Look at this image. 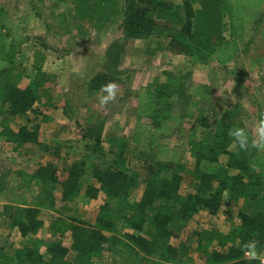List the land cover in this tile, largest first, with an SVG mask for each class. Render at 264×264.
I'll return each mask as SVG.
<instances>
[{
  "label": "trees",
  "instance_id": "obj_1",
  "mask_svg": "<svg viewBox=\"0 0 264 264\" xmlns=\"http://www.w3.org/2000/svg\"><path fill=\"white\" fill-rule=\"evenodd\" d=\"M191 1L179 5L169 0H74L77 22L93 24L100 18L101 28L112 17L122 16L123 40L111 43L100 58L101 69L86 85L95 93L116 81L125 90V98L136 99L137 121L129 135H108L107 142L115 148L106 150L104 120L87 106L85 125L80 124L85 153L64 180L59 179L56 164L62 146L40 141L39 124L30 117L36 103L52 106L53 88L48 83L53 76L42 68L46 52L34 59L33 80L20 87L25 69L17 59L29 37L20 31L22 16L10 18L0 4V61L6 63L0 70V138L15 153H22L29 144L49 153V160L32 172L14 170L0 177V195L8 198L0 216L25 238L12 252L0 247V264H98L106 254L111 259L107 264H193L190 250L203 258L201 264H259L244 256L242 246L255 239L258 250L264 247V154L240 151L228 135L234 126L251 132L255 121L240 105L221 106L213 99V87L193 80L189 69L235 58L240 46L234 39L242 36L244 21L231 7L224 8L229 11L233 40L215 45L212 38L226 23L221 6L230 1L204 3L202 10L194 9ZM165 28L170 31L169 48L185 54L187 61L165 71V81L156 78L134 91L135 70L121 67L125 41L149 38ZM16 117L26 123L14 129L11 123ZM187 122L190 127L185 134ZM198 126L203 128L201 137L196 136ZM176 136L187 137L193 168L168 144ZM136 154L139 168L132 166L130 155ZM250 163L258 171H252ZM190 170L194 189L187 193L183 184ZM141 183L144 188L134 197ZM100 193L105 199L94 223L71 213L70 204L77 197L95 199ZM222 204L230 211L236 208L239 223L225 231L216 226L194 228L190 245L174 244L191 221L197 223V214L217 215ZM43 213L53 218L45 221ZM232 215L228 220L232 221ZM43 227L47 237H36ZM65 237L69 246L61 241Z\"/></svg>",
  "mask_w": 264,
  "mask_h": 264
},
{
  "label": "rangeland",
  "instance_id": "obj_2",
  "mask_svg": "<svg viewBox=\"0 0 264 264\" xmlns=\"http://www.w3.org/2000/svg\"><path fill=\"white\" fill-rule=\"evenodd\" d=\"M253 1L255 2L256 0ZM123 3L122 1V6ZM0 4L10 18L14 19L16 15L22 16L20 31L29 37V41L22 44L21 54L17 59L19 64L25 69L20 83L22 87H26L37 74L36 69L33 68L36 55H40L43 51L46 52V59L42 68L46 73L53 76V81L50 80L51 83L49 82L48 85L53 88L52 105L54 106L44 107L43 102L36 103L34 105L36 112H31L30 117L33 119V124L39 123L40 141L45 143L56 142L62 146L61 156L56 161V164L58 166L59 179L64 180L72 164L85 153L83 144L80 141V124L85 125V117L88 114L87 106L99 113L104 120L105 129L103 135L105 140L103 147L106 150L115 148L111 143L107 142L108 135L114 133L129 135L136 125L137 116L133 106L136 99L125 98V90L123 88L120 87L115 102L101 108L97 100L100 90L92 93L86 85L90 78L101 69L102 61L100 58L107 53L111 43L123 39V31L120 28L122 16L112 17L109 20L111 21L109 24V21H107L99 28L100 18H97L93 24L76 21L74 0H43L41 2L38 0H0ZM256 39H260V37H256ZM155 43L156 41H134L132 39L125 41L126 46L121 54V67L135 70L132 84L134 91H138L155 78L164 81L166 79L164 71L174 69L175 65L180 62L178 56H172L169 53H158L152 50L155 48ZM255 44L261 45L255 41L249 50V54L260 52V46L256 47ZM238 66H240L238 71L241 72L242 65L238 64ZM2 67L4 66L0 62V69ZM198 67H189L192 75L198 73V75L201 74L203 76V74L208 75V73L213 71L211 67ZM205 70L207 71L205 72ZM229 91V88L224 85L218 90L217 95H214V98H218V103L221 106H225L229 102L235 103L237 101L239 103V100L244 103L242 101L245 100L244 94L230 95ZM64 110H67L65 113H69L72 118L64 115ZM25 121L26 119L17 118L11 125L15 129L26 123ZM30 126L32 125L29 124ZM184 127V133L188 134L189 122ZM197 129L196 136L201 137L203 128L198 126ZM186 139L187 137L176 136L167 142L179 151V156L188 164L189 168H193L194 158L188 151ZM130 156L133 157L132 166L139 168L138 155ZM224 159L225 157H222V160ZM47 160H49V153L38 145L29 144L22 153H15L0 138V177L5 174H11L14 170L23 169L27 172H32L39 166V163H45ZM191 171L185 173V184L183 185H185L184 191L187 193L194 189L195 178ZM144 173L145 171L142 174ZM143 188L144 184L141 183L133 191V196L137 197ZM57 193L61 196L60 187L57 189ZM104 199L103 194H100L95 199H86L81 195L70 204L72 207L71 213L78 217L79 220L92 224L96 220L99 207ZM7 200L8 198L5 195H0V212L2 205ZM231 212H233L232 221L228 220ZM236 214V208L230 211L225 204H222L217 215L202 211L195 217L197 223L191 221L174 240V244L179 246L183 243H188L190 245V240H192L191 232L194 228L216 226L223 231L228 230L233 224L240 222ZM52 216L53 214L43 213L42 219L46 217L45 221H49L53 218ZM47 235L44 227L36 233V237L39 238H46ZM24 240L25 238L20 236V232L16 228H9L0 216V247L5 246L6 251L12 252L20 247ZM61 241L65 245H70V241L66 237L62 238ZM189 256L192 258L191 262L193 264L203 263V258L194 251L190 250ZM108 260L109 256L106 254L102 259L98 260V264H107Z\"/></svg>",
  "mask_w": 264,
  "mask_h": 264
},
{
  "label": "crops",
  "instance_id": "obj_3",
  "mask_svg": "<svg viewBox=\"0 0 264 264\" xmlns=\"http://www.w3.org/2000/svg\"><path fill=\"white\" fill-rule=\"evenodd\" d=\"M169 1H172L175 4L182 5L185 0H169ZM192 1L194 2L193 3L194 9H197V10L198 9L202 10L204 7L202 4L204 3H210V2L214 3L215 1L219 2L218 0H192ZM228 1H230V5L223 3L221 6V9L224 11L223 17L226 18V21H225L226 23L224 24V26H221L222 27L221 31L217 30V32L214 34V37L212 38V41H215L214 42L215 45H223L225 41L233 40V38L230 36L231 23L230 21L227 20L228 18L227 15L229 11L226 10V9L232 8L233 11L240 13L236 15L242 18V20L244 21V25H245V29L243 31L242 36L237 39L236 38L234 39V41H237V43L239 44L240 51L237 53L235 58L231 59L229 62L225 64L219 65L215 60H213L209 64L208 67L200 66L204 68L211 67V69L213 68V71H211V73H208V75L203 74V76L201 74L198 75L197 73V74L192 75V78L195 81H199V82L211 85L213 87V95H212L213 98H214V95H217L218 90L224 87V85L226 88H229L230 90L229 92L231 93L230 95H233V94L237 95L238 93L244 94L245 100H242L244 101V103H242L241 100H239V103L236 101L235 103L229 102L225 105L242 106L244 111L248 112V114L251 116V119H254L256 123L259 114L261 113L262 110H264V36H263V33H264V0H260L257 4L253 0H243V4H242V0H228ZM239 2H240V5L238 6ZM110 22L111 21H109L108 24ZM164 24H167L166 20L164 21ZM168 34H170V31L169 29L165 28V29L155 31L154 34L150 36L149 38H142V39L134 38L132 40L134 41H156L154 45L155 48L152 50H155V52H158V53H164V54L169 53L172 56H178L180 62L179 64L175 65V68H176L179 65L181 66L185 64V62L187 61V56L182 53H177L169 48L168 43L170 39L167 38ZM256 37H260V39H256ZM122 38H124V35ZM120 40H123V39H120ZM255 41L261 44V45L255 44L256 47H258V45L260 46L261 48L260 52L249 54V50L251 49ZM20 54H21V50H20ZM2 64L3 66H6L5 62H2ZM238 64L242 65L241 72L238 71V68H240ZM195 67H198V66H195ZM199 71L201 72V70ZM206 71L207 70H205V72ZM226 71L228 72L227 74H226ZM148 83H146L145 85H147ZM225 83H228V84H225ZM19 86L22 87L20 84ZM22 88H25V87H22ZM52 92H53V89H52ZM224 93H225V89H224ZM214 99L217 100L218 98L217 99L214 98ZM49 106L50 104L46 106L44 105V107H49ZM17 118H20V117H16L15 119ZM188 151H189V148H188ZM100 194H103V193H100Z\"/></svg>",
  "mask_w": 264,
  "mask_h": 264
},
{
  "label": "clouds",
  "instance_id": "obj_4",
  "mask_svg": "<svg viewBox=\"0 0 264 264\" xmlns=\"http://www.w3.org/2000/svg\"><path fill=\"white\" fill-rule=\"evenodd\" d=\"M120 91V85L116 81H109L102 85L97 100L101 108L115 102ZM228 135L232 138L234 146L244 153L264 154V112L259 117L250 132L247 127L234 126L229 129ZM252 171H258L255 163H250ZM243 254L249 260H259L264 264V256L258 250V241L250 240L242 246Z\"/></svg>",
  "mask_w": 264,
  "mask_h": 264
},
{
  "label": "built area",
  "instance_id": "obj_5",
  "mask_svg": "<svg viewBox=\"0 0 264 264\" xmlns=\"http://www.w3.org/2000/svg\"><path fill=\"white\" fill-rule=\"evenodd\" d=\"M259 251L261 252V255L264 256V247L261 248V249H259ZM257 261H258V263L260 264L259 260H257Z\"/></svg>",
  "mask_w": 264,
  "mask_h": 264
}]
</instances>
